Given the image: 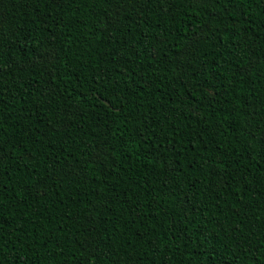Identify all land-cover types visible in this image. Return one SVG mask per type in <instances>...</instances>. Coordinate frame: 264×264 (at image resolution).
<instances>
[{"label":"trees","instance_id":"1","mask_svg":"<svg viewBox=\"0 0 264 264\" xmlns=\"http://www.w3.org/2000/svg\"><path fill=\"white\" fill-rule=\"evenodd\" d=\"M106 9L99 0L64 7L42 0L38 6L29 0L26 7L20 0L0 2L4 28L22 29L15 32L18 43L5 48L4 62L23 67L28 55L52 43L61 56L51 69L4 70L0 108L11 117L4 129L15 130L20 148L0 177V264H80V225L89 227V218L98 221L100 241L93 264H264V61L243 84L236 83L235 67L247 62L245 53L264 56V3L224 11L190 0L162 7L153 2L139 16L130 12L119 34L101 31ZM197 37L199 44L191 47ZM185 51L188 73L207 67L216 77L212 83L218 81L221 91L211 104L207 88L193 87L200 77L186 74L184 82L192 80L187 88L175 80L176 58ZM115 61L120 63L113 67ZM118 69L122 78L112 75ZM100 73L112 81H102ZM117 79L122 100L120 92L112 96ZM185 92L192 95L182 101ZM198 101L202 111L195 109ZM71 110L79 115L69 126L65 116ZM102 137L115 149L112 164L64 176L75 161L84 167L90 143ZM165 137L174 141L175 153L162 154V169L149 144ZM20 152L23 159L16 158ZM173 155L177 171L169 173ZM209 168L222 174L221 184L215 175L206 183ZM48 176L55 183L44 181ZM173 185L192 204L181 225L184 234L175 241L167 231L171 217L165 216L175 207L168 190Z\"/></svg>","mask_w":264,"mask_h":264},{"label":"snow or ice","instance_id":"2","mask_svg":"<svg viewBox=\"0 0 264 264\" xmlns=\"http://www.w3.org/2000/svg\"><path fill=\"white\" fill-rule=\"evenodd\" d=\"M2 2V0H0ZM21 6L26 7L29 0H20ZM34 4L38 6V4L41 2V0H32ZM44 3H54L58 5V7H64L67 4L74 3L75 0H42ZM100 3L106 4L107 9L105 10V16L107 19L105 21H101V31H106L109 34L116 33L119 34L125 27L123 21L127 18L128 14L130 12L135 13L137 16L141 12L144 11V8L153 2H155L158 6H163L164 3H169L170 0H99ZM192 4H211L213 6L220 5L224 11H227L228 6L231 5L233 7H239L246 4L256 3L261 4L264 3V0H190ZM241 10L243 11V8L241 7ZM109 12L111 13L109 15ZM229 15H231L229 13ZM5 19L2 15H0V97L3 96V81L5 77V69H8V75H11L13 72H26L29 70H32L33 72L36 69H44V68H54L56 63L61 59L60 52L58 51L55 43H52L51 45H45L43 50L40 48H37L32 55H28L26 57V60L24 62L23 67H16L13 68L12 64L10 62H4L3 60V53L7 46H10L12 44L18 43L15 38V32L16 31H22V29L16 28L13 29L11 25L6 29L4 28ZM119 43V41H117ZM200 42V37H197L194 39L191 47H195ZM24 48L31 51V48L27 45H23ZM116 54H119L117 52ZM247 55V62H241L237 64L235 67L239 70L236 75L238 79L236 80V83L243 84L246 80L249 79L250 76L254 75V71L261 63V61H264V56L257 57L255 51L252 52L251 55ZM188 56V52L185 51L182 56H178L176 58V64L174 67V70L177 71V74L175 76V80L181 84V87L187 88L188 85L192 84V80H188L186 83L184 82V76L187 75H193L194 77H200L199 80H197V83L193 85V87H199V88H207V95L209 104H211L220 94V87H218V81L217 83H212L216 79L212 75V70L207 67H202L198 71H196L194 74L188 73V68H190V63H185L184 58ZM155 59V57H153ZM120 63L119 61H115L113 63V67L116 66V64ZM51 75V73H50ZM101 80H109L112 81V75H118V77H123L124 72L123 70L118 69L116 73H113L112 75L105 76L104 74L100 73ZM114 84V90L112 92L113 99H116V92H120L119 99H123L125 96V93L123 91H120V80L117 79L113 81ZM151 87V85H149ZM228 87H231V85H228ZM102 91H107L106 86L101 89ZM92 91H97L96 89H93ZM173 91H177L175 87L173 88ZM55 92V89L52 90L49 94H52ZM99 95V92H98ZM179 95V93H178ZM191 92H185L181 96V100H187L191 97ZM101 103H106V98L101 97L100 98ZM2 103V101H0ZM95 103V102H94ZM142 107V106H141ZM163 107V105H162ZM111 108V105H109V109ZM195 109L198 111H202V107L200 102L198 101L195 105ZM174 110V109H173ZM107 112L108 109H105ZM79 115L78 110H71L66 113L65 120L67 121L68 125L71 124V118ZM132 113H129V116H131ZM137 116H142L141 113L137 112ZM11 117H4L3 114V108H0V177H3L6 175V171L4 169V165L7 161L13 160L12 153L17 151L18 148H20V140L17 139L16 132L13 130L11 134L7 133L4 129V124L6 119H10ZM135 118V117H134ZM167 119V117H165ZM57 124H63V121L59 118L56 119ZM143 123L147 125L149 123L147 117H143ZM245 131L248 130L247 127L244 129ZM172 131L175 133L176 130L173 127ZM160 132H164V128H160ZM199 135V133H197ZM152 137H147L143 143H148L149 140H151ZM252 139L255 140L256 137L252 135ZM110 140H108L106 137H102L100 140H98L95 144L90 143V148L92 151L91 157H88L86 155V158L83 161L84 167L81 166V161H75L73 164H70L68 168L64 171V176H77L80 172H86L88 165L96 166L100 165L101 167L107 168L109 164H112V160L110 159L111 153L115 152L114 148L110 147ZM259 144L261 146H264V134H262ZM251 147V145H249ZM150 150L156 154V158L158 161L161 162V168L163 169L164 163L166 161L163 160L162 154L164 152L169 151V149L172 150L173 153H175V144L174 141L171 139H168L165 137L163 140L157 139L153 143L149 144ZM244 151H247V149H244ZM24 153L20 152L19 155L16 157L17 159H23ZM62 163V161H58ZM176 163L175 155H173V158L170 163H168V172H175L177 169L173 167V165ZM210 163V160H205V165H208ZM217 165L220 167H223V160L217 161ZM213 175L217 176L218 179L216 181L217 184H221L223 182L224 177L221 173L216 172L214 173L211 168H209L205 179L206 183L211 182ZM246 179V177H245ZM44 181H51L55 183V180L52 176H48L44 178ZM42 181V182H44ZM164 187H168V184H164ZM170 197L175 198V207L172 210V214H169L167 211L165 212V216H170V224L167 231H170L173 233L172 239L175 241L178 238L182 237L184 234V228L181 226L183 223V220H188L187 213L192 210V204L191 201H187L184 199L186 196L185 192H182L179 190V188L176 185H173L172 188H169ZM97 199H100L99 196H97ZM103 206V203H102ZM3 211V200L0 198V213ZM97 213H99V210L97 209ZM182 217L181 223H176V218ZM98 221L93 220L92 218H89L87 220V224L89 227L84 226V222H81L80 228H81V239L77 242L82 249L81 255L83 259L80 261V264H93V257H96L97 261L99 260L98 253L100 252V241L99 238L96 235V228L95 224ZM194 223L195 221H190ZM2 226H0V232H2ZM237 231L239 229H236ZM203 235V233H201ZM207 239V237H205ZM153 240L155 238L153 237ZM3 237L0 235V252L4 250L3 248ZM167 242H165V245ZM154 248H157V245L153 244ZM159 250V249H158ZM179 251V249H177ZM251 251V247L249 248ZM203 255V253H202ZM211 253L205 256V260L207 261L210 259ZM161 264H167L166 260H162ZM199 264V261L197 262ZM213 264H217V262H213ZM220 264H224L223 261L220 262ZM252 264H260V261H253Z\"/></svg>","mask_w":264,"mask_h":264}]
</instances>
